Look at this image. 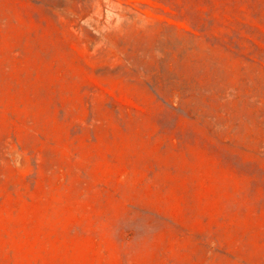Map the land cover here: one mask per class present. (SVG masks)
Here are the masks:
<instances>
[{
  "label": "rangeland",
  "instance_id": "rangeland-1",
  "mask_svg": "<svg viewBox=\"0 0 264 264\" xmlns=\"http://www.w3.org/2000/svg\"><path fill=\"white\" fill-rule=\"evenodd\" d=\"M0 264H264V0H0Z\"/></svg>",
  "mask_w": 264,
  "mask_h": 264
}]
</instances>
